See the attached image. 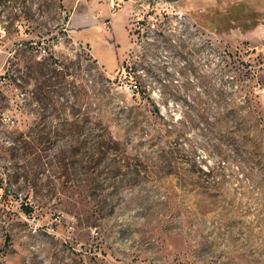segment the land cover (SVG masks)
Instances as JSON below:
<instances>
[{
    "label": "rangeland",
    "instance_id": "374dc122",
    "mask_svg": "<svg viewBox=\"0 0 264 264\" xmlns=\"http://www.w3.org/2000/svg\"><path fill=\"white\" fill-rule=\"evenodd\" d=\"M61 2L0 0V264H264V0H176L150 18L164 45L132 17L107 68L157 65L138 82L68 38Z\"/></svg>",
    "mask_w": 264,
    "mask_h": 264
},
{
    "label": "crops",
    "instance_id": "0c3cea01",
    "mask_svg": "<svg viewBox=\"0 0 264 264\" xmlns=\"http://www.w3.org/2000/svg\"><path fill=\"white\" fill-rule=\"evenodd\" d=\"M61 3L69 15L67 21L69 37L83 46L82 48H87L93 61L104 69L106 74L116 73L119 65L108 70L107 64L114 58L115 52L121 50L124 52L122 56L124 60L130 48V43L117 38V31L121 27L125 29L130 26L129 16L126 10L124 11L127 7H123L117 15H113L109 0H62ZM106 22L109 23L110 30L106 29L104 25ZM17 26L21 28L19 24ZM2 31L7 33L0 24V32ZM3 36L1 38H4Z\"/></svg>",
    "mask_w": 264,
    "mask_h": 264
},
{
    "label": "built area",
    "instance_id": "2783aa9c",
    "mask_svg": "<svg viewBox=\"0 0 264 264\" xmlns=\"http://www.w3.org/2000/svg\"><path fill=\"white\" fill-rule=\"evenodd\" d=\"M158 2H160L162 4V6L160 7V12H156V9L154 7H148V11H147V16L149 17H146L145 15V18L143 20H141L140 18H138L139 16V13L133 9L131 6H128L127 8H124V11L126 10V13L127 15L129 16V20L133 17L134 21L133 20H130V22H135V25H133V27L135 28V31L133 29H131L130 31V35H131V42H133V44H135L136 42L139 41V39L141 38L142 40L143 39H147V40H150V37H154L156 40H160V43L162 45H164V42H172L173 39L170 38H166L164 35H166V31L165 29H162V30H158L156 29L157 31H155V25H153L151 22H150V18H153V16L156 15V13H158L159 15H162V17H156L155 16V19L157 20V23H159V26L160 27H170L171 26V22H173L174 18L170 17V13H169V10H171L172 12L175 13V17L176 19H182L183 17V14L182 13H178L174 7V4L173 3H170L169 1H165V0H157ZM109 3L112 7V13L113 15H117L118 12L120 10H122L123 7H126V3L124 2H120V1H117V0H109ZM155 11V12H154ZM151 13H153V15H151ZM61 16H63L64 18H67L69 17L68 15V12L63 9L61 10ZM67 21L66 20V26L64 29L63 32H66L68 34V31H67ZM105 27L106 29L110 30V25L108 22H106L105 24ZM142 31V35H140V32ZM2 34L4 35L5 32L2 31ZM67 36V35H66ZM68 38L70 40H72L69 35H68ZM73 43H75L73 40H72ZM175 42V41H173ZM176 43V42H175ZM152 46V47H155L152 48V52L149 51V49H145L146 52H151V53H156V49L157 48H161L162 46H154L152 45L151 43H148V46ZM130 48H131V43H130ZM129 48L128 50V54H129V59L132 58L134 55H133V51H131V49ZM143 49V47H141ZM164 48V47H162ZM89 52V51H88ZM145 52V51H144ZM39 54H40V57H47L48 56V50L42 45L41 47H39ZM136 60H138L139 62L141 63H138L135 66V69L133 67V65H131V63L129 62V60H125L122 64V67L119 68V71H118V75L123 73V72H127L128 73V76H130V78H134V80H137L138 82V79L140 77H138V75H136V73H138L139 71V74L140 73H146L147 72V69L146 67H150L152 70L155 68V66L157 65H151L149 66L148 65V62L147 64L144 62L143 63V58H140V57H137L135 56ZM145 66V67H144ZM9 71L8 69L6 70V73H4L3 75H1L0 77V90H1V87H3L4 85H8L7 83L9 82ZM18 81V80H17ZM14 92L13 94H15L16 98L19 100V105H24V103L26 104L27 102V94L25 92H23L20 87L14 85ZM129 90L132 94H139V92L142 90V85L139 83V85L137 84H134V85H131L129 87ZM259 92L257 93H262L264 94V89H260L258 90ZM19 105H17V107H19ZM1 124L3 126H8V127H13L16 123V120L13 119L12 116H10L8 113H3L2 116H1Z\"/></svg>",
    "mask_w": 264,
    "mask_h": 264
},
{
    "label": "water",
    "instance_id": "95a60500",
    "mask_svg": "<svg viewBox=\"0 0 264 264\" xmlns=\"http://www.w3.org/2000/svg\"><path fill=\"white\" fill-rule=\"evenodd\" d=\"M165 1H169L170 3H173V4L176 3V0H165Z\"/></svg>",
    "mask_w": 264,
    "mask_h": 264
}]
</instances>
